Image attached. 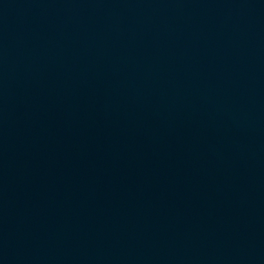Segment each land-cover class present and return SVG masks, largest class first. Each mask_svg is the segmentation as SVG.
Here are the masks:
<instances>
[{"label":"water","instance_id":"water-1","mask_svg":"<svg viewBox=\"0 0 264 264\" xmlns=\"http://www.w3.org/2000/svg\"><path fill=\"white\" fill-rule=\"evenodd\" d=\"M0 264H264V0H0Z\"/></svg>","mask_w":264,"mask_h":264}]
</instances>
